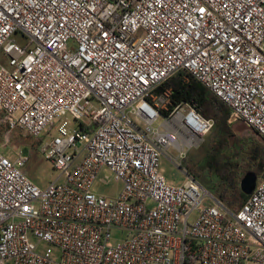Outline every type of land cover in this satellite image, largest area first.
<instances>
[{
    "label": "built area",
    "instance_id": "2783aa9c",
    "mask_svg": "<svg viewBox=\"0 0 264 264\" xmlns=\"http://www.w3.org/2000/svg\"><path fill=\"white\" fill-rule=\"evenodd\" d=\"M180 71L264 138V0H0V123L58 172L0 151V264H264V179L234 212L189 172L215 121L156 93Z\"/></svg>",
    "mask_w": 264,
    "mask_h": 264
},
{
    "label": "trees",
    "instance_id": "16d2710c",
    "mask_svg": "<svg viewBox=\"0 0 264 264\" xmlns=\"http://www.w3.org/2000/svg\"><path fill=\"white\" fill-rule=\"evenodd\" d=\"M166 89H171L174 105L184 101L197 103L204 117L214 119L215 127L208 136L206 155L200 163L189 161L187 167L197 179L202 173L207 175L204 187L229 209L239 211L249 198L241 189L243 177L254 173L258 180L264 179V138L253 130L246 142L237 136L235 128L246 125L242 122L230 124V108L188 72H178L156 93L161 94Z\"/></svg>",
    "mask_w": 264,
    "mask_h": 264
},
{
    "label": "rangeland",
    "instance_id": "374dc122",
    "mask_svg": "<svg viewBox=\"0 0 264 264\" xmlns=\"http://www.w3.org/2000/svg\"><path fill=\"white\" fill-rule=\"evenodd\" d=\"M18 41L22 43L23 40L19 38ZM1 118L2 116H0V120ZM61 120L69 122L72 129L79 127L78 122L75 121L74 117L71 114H67ZM162 121L163 120L161 118L158 119L155 122V126H160L162 124ZM242 126L243 125L236 127L234 132L237 136L243 137L245 139L244 141L246 142L247 139H249L252 135L253 131L246 126ZM7 136L9 137L8 142ZM207 143L208 137L199 149L190 152V155L185 163L186 166L189 161L197 164L203 160L204 156L206 155ZM0 151L11 160L18 158L20 152H23V157L29 158V161L24 165L23 170L41 188H46L58 176V172L54 170V167L52 166L50 161H48L41 152V143L36 139L26 135L20 129L9 132L8 127L0 123ZM162 171L171 184H182L186 179V176L182 172V170L176 168L167 158H162ZM102 175L113 178L112 173L107 170H103ZM207 179L208 176L202 173L201 177L198 180L199 182H202L203 186H206ZM262 181L263 179L260 178L257 185H260ZM120 189L121 184L116 182L115 180H112L109 184L102 188V193L107 197L114 198L116 197ZM195 217L196 214H193L191 222H193ZM121 237L122 233L120 231H114L112 233L111 245H116L117 243H119L121 241Z\"/></svg>",
    "mask_w": 264,
    "mask_h": 264
},
{
    "label": "water",
    "instance_id": "95a60500",
    "mask_svg": "<svg viewBox=\"0 0 264 264\" xmlns=\"http://www.w3.org/2000/svg\"><path fill=\"white\" fill-rule=\"evenodd\" d=\"M258 183V177L254 173L246 174L241 180V189L246 196L252 195L256 189Z\"/></svg>",
    "mask_w": 264,
    "mask_h": 264
},
{
    "label": "crops",
    "instance_id": "0c3cea01",
    "mask_svg": "<svg viewBox=\"0 0 264 264\" xmlns=\"http://www.w3.org/2000/svg\"><path fill=\"white\" fill-rule=\"evenodd\" d=\"M3 114L0 112V116H2Z\"/></svg>",
    "mask_w": 264,
    "mask_h": 264
}]
</instances>
